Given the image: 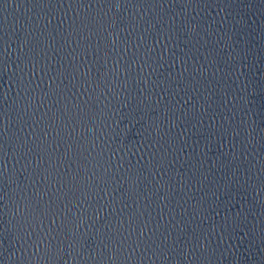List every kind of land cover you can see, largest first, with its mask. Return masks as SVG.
<instances>
[{"label": "water", "instance_id": "95a60500", "mask_svg": "<svg viewBox=\"0 0 264 264\" xmlns=\"http://www.w3.org/2000/svg\"><path fill=\"white\" fill-rule=\"evenodd\" d=\"M0 264H264V0H0Z\"/></svg>", "mask_w": 264, "mask_h": 264}]
</instances>
